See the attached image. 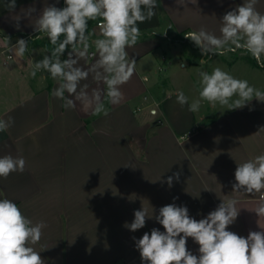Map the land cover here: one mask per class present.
<instances>
[{"label": "crops", "instance_id": "0c3cea01", "mask_svg": "<svg viewBox=\"0 0 264 264\" xmlns=\"http://www.w3.org/2000/svg\"><path fill=\"white\" fill-rule=\"evenodd\" d=\"M243 2L157 0L156 15L138 24V42L126 49L136 67L121 88L124 100L118 105L105 100L107 114L93 115L79 104L64 108L52 96L57 81L50 74L30 75L38 51L23 57L8 51L18 39L38 37V46L47 41L34 31L35 17L46 5L63 8L62 0H15L11 13L5 7L10 0H0V119H14L0 132V156L22 155L27 162L23 173L0 178V199L17 203L33 223H46L34 245L45 264H144L135 239L153 228L163 232L155 217L171 203L186 206L199 221L234 198L239 215L227 230L244 238L264 231V217L254 211L264 192L235 193L232 187L237 164L264 154V102L253 98L229 110L202 101L194 113L176 102L178 91L189 103L199 98L200 71L220 67L231 74L241 62L264 69L254 58L233 59L234 53L223 55L221 64L214 63L217 58L203 64L201 50L184 37L201 26L220 35L223 15ZM29 7L36 11L31 19L22 17L17 29L13 16ZM256 7L264 13V0ZM101 22L89 21L91 39L101 38ZM92 62L80 64L86 68ZM83 83L89 91L96 87L91 76ZM177 172L179 180L169 187L167 178ZM143 208L151 216L145 226L134 232L124 227ZM186 246L200 255L192 238Z\"/></svg>", "mask_w": 264, "mask_h": 264}, {"label": "clouds", "instance_id": "9594fccd", "mask_svg": "<svg viewBox=\"0 0 264 264\" xmlns=\"http://www.w3.org/2000/svg\"><path fill=\"white\" fill-rule=\"evenodd\" d=\"M259 0H244L243 4L228 11L220 20V35L206 30L190 32L186 38L194 42L202 55H225L243 49L257 64L264 67V13L257 10ZM63 8L46 5L35 17L34 31L43 33L53 46L48 54L32 65L30 75L47 72L57 81L52 96L63 101L66 109H76L79 104L84 113L107 114L105 100L118 105L124 100L121 88L135 74L136 60L129 59L126 49L133 48L141 35L138 24L151 20L156 12L157 0H64ZM15 0L5 7L14 12ZM35 7L21 9L13 16L19 29L22 17L32 18ZM102 19L100 37L91 39L89 21ZM28 41L18 39L8 51L23 57L28 51ZM70 47L67 59H61ZM90 49H94L91 50ZM93 62L88 67L81 60ZM197 82L199 98L189 103L183 91H178L176 102L188 105L189 112H197L201 102L213 106L219 104L229 110L239 109L253 98L264 102V91L251 86L246 79H238L220 67L211 73L199 72ZM91 76L96 87L89 91L83 83ZM67 93V95H65ZM155 115V113H153ZM14 124L9 116L0 119V132ZM26 160L22 155L0 156V178L7 179L14 172L23 173ZM180 173H173L166 183L172 186ZM233 192L257 194L264 192V154L237 164ZM178 199V198H174ZM236 199L223 200L206 218L190 217L186 206L168 204L159 209L155 217L164 231L153 228L135 239L144 264H264V231H251L247 238L227 230L239 215ZM258 217H264V196L254 209ZM145 208L134 212V220L124 227L136 231L145 226ZM44 221L33 223L14 201L0 199V264H45L36 251L42 238ZM192 238L199 245L200 255L187 249Z\"/></svg>", "mask_w": 264, "mask_h": 264}, {"label": "rangeland", "instance_id": "374dc122", "mask_svg": "<svg viewBox=\"0 0 264 264\" xmlns=\"http://www.w3.org/2000/svg\"><path fill=\"white\" fill-rule=\"evenodd\" d=\"M38 39H39L38 37H33V40H30L29 43H28V50H30V51L33 50L35 52H37V51L39 52L36 55L37 58H34L35 62L41 60L43 58V56L48 54L49 51L51 50V48H49L46 45L41 43V42L44 43L45 39H42L40 41V46H38L36 44V41H34V40H38ZM46 39L49 40L48 38H46ZM1 47H2V42L0 43V49H1ZM175 47L178 50H180V45L175 46ZM229 54H231V53H228L225 56H228ZM27 55H30V54H27ZM39 55H41L40 58H39ZM221 57H224V56H217L216 57L217 59L215 58L216 61L214 63L215 64H221ZM232 58L233 59L242 58V59H246V60H252L253 59L252 57H250L247 54H240V52L234 53ZM43 73H45L47 75V72H43ZM231 75H233L234 77H236L238 79H246L251 86H254L255 88H257V89H259L261 91H264V69L251 70L248 65H246V64L241 62V63L238 64V66L235 69V71L231 73Z\"/></svg>", "mask_w": 264, "mask_h": 264}, {"label": "built area", "instance_id": "2783aa9c", "mask_svg": "<svg viewBox=\"0 0 264 264\" xmlns=\"http://www.w3.org/2000/svg\"><path fill=\"white\" fill-rule=\"evenodd\" d=\"M62 3H63V7H64V6H65V4H64V0H62ZM101 24H102V22L99 23V25H101ZM187 34H188V33H187ZM187 34L184 35L185 38H186V35H187ZM164 37H168L167 34H164ZM240 51H243V49H238V50L235 51V52H229V53H238V52H240ZM243 52H244V51H243ZM217 56H221V55H212V54H209V55L204 56V55L201 54L200 62L203 63V64H206L207 62H209V61L215 59ZM8 58L11 59L12 56H11V55H8ZM262 196H264V193L261 195V197H262Z\"/></svg>", "mask_w": 264, "mask_h": 264}, {"label": "trees", "instance_id": "16d2710c", "mask_svg": "<svg viewBox=\"0 0 264 264\" xmlns=\"http://www.w3.org/2000/svg\"><path fill=\"white\" fill-rule=\"evenodd\" d=\"M44 45H46V46L49 47V48H52V47H53V46L51 45V43H50L49 40L45 41V42H44ZM66 50H67V49H66Z\"/></svg>", "mask_w": 264, "mask_h": 264}]
</instances>
